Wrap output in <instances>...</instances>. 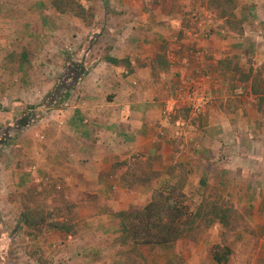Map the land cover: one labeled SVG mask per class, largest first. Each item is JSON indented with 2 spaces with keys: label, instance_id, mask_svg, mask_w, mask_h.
<instances>
[{
  "label": "crops",
  "instance_id": "crops-1",
  "mask_svg": "<svg viewBox=\"0 0 264 264\" xmlns=\"http://www.w3.org/2000/svg\"><path fill=\"white\" fill-rule=\"evenodd\" d=\"M150 1L105 0V23L87 26L52 0H0V128H13L0 144L14 147L0 153V264L7 226L21 241L15 264L123 263L117 213L172 189L181 165L191 186L264 207V73L230 70L229 43L192 24L196 8ZM242 1L264 15V0ZM192 84L207 95L198 113L184 100ZM55 192L71 222L27 229L28 202L48 209Z\"/></svg>",
  "mask_w": 264,
  "mask_h": 264
},
{
  "label": "rangeland",
  "instance_id": "rangeland-1",
  "mask_svg": "<svg viewBox=\"0 0 264 264\" xmlns=\"http://www.w3.org/2000/svg\"><path fill=\"white\" fill-rule=\"evenodd\" d=\"M78 2L88 8L86 11L87 19L94 21L97 26L106 20L97 14L99 10L101 12L106 10L105 4L100 6L97 5V1L94 4L92 0H78ZM170 4H172V0H170ZM175 5L182 11L187 6L196 8L197 12L192 17V24H198L200 28L206 26L214 28L210 30H212L211 33H213L215 40L223 44V47L227 46L226 42L229 43L231 50L226 59H230L228 67L235 74L248 77L254 75L257 78L264 73V62L260 63L261 59L259 57V53L264 52V33H260L262 37L257 36L255 38L253 36L255 32H260L261 28L264 29V15H261L254 8L253 1L177 0ZM194 18H196L195 21H193ZM97 42L100 47L103 46V41L98 40ZM253 44L254 46L258 45L257 51L254 47H251ZM224 52L226 53V49ZM239 64L240 66H238ZM30 108L33 109V106L27 109ZM38 112L37 115L40 116L41 112ZM23 114V123L29 120L33 122L31 114L35 115V113L25 110ZM2 128H0L1 135L8 134L13 129L5 127L4 130ZM1 152L14 153V147L12 144H0ZM186 169L187 167L183 165L179 167L180 179L174 186L170 187L172 188L171 199L174 197L179 198L193 211L203 199L226 203L234 209V216H232L234 219H231L230 225L223 227L215 223L208 228L188 231L170 247L140 245L133 248L130 245L128 255L130 261L125 258L121 264H127L128 262L136 264H217L212 259V253L216 246L221 250L224 246L231 249L227 264H264V207L257 209L252 204L248 205V202L253 201V195L251 194H248L247 199H245L247 201L238 202L236 201L237 194L227 195L216 187L210 189L209 187L199 188L197 185L191 186L192 182L188 179ZM187 180L189 181L188 187L185 186ZM185 187L186 192L183 191ZM168 191L164 192L167 193ZM37 195L36 193L34 196ZM52 195L54 197L51 206L54 211L49 218L53 217L54 224H59L61 228L65 227L71 222V219H66L67 221H64V223L60 219L64 217L65 220L66 214L70 215L71 206H69L63 194L55 192ZM26 196L30 197L29 194ZM38 205L41 208L45 207L43 206L44 202H40ZM51 206L48 204V210H51ZM25 208H32V206L28 202ZM6 232L9 236L4 241L6 251L3 257L9 260V263L5 264H15L13 260L21 256V252L18 251L21 241L13 238L12 226H7Z\"/></svg>",
  "mask_w": 264,
  "mask_h": 264
},
{
  "label": "trees",
  "instance_id": "trees-1",
  "mask_svg": "<svg viewBox=\"0 0 264 264\" xmlns=\"http://www.w3.org/2000/svg\"><path fill=\"white\" fill-rule=\"evenodd\" d=\"M158 1L160 0H151L153 3ZM102 2L104 4L105 0ZM52 4L59 13H68L82 20L87 26L94 23L91 19H87L88 8L78 0H52ZM105 59L111 63L116 62L109 57ZM60 82L58 86L67 90L68 87L62 81ZM171 191L172 189L167 193L164 191L155 192L146 206L130 208L117 213V217L121 221L120 228L124 244H130L133 248L140 245L170 247L188 231L208 228L215 223L228 227L231 219H234L232 217L234 209L226 203L203 199L193 211L179 198L171 199ZM53 211L54 208L48 210L44 207L25 209L22 213L23 223L27 229L37 230V222L46 217L49 218ZM53 227L61 228L59 224L54 223ZM230 254L229 247L224 246L221 250L216 246L212 253V259L217 264H227ZM128 255L129 251L126 253V260H128ZM127 264L136 263L128 262Z\"/></svg>",
  "mask_w": 264,
  "mask_h": 264
},
{
  "label": "built area",
  "instance_id": "built-area-1",
  "mask_svg": "<svg viewBox=\"0 0 264 264\" xmlns=\"http://www.w3.org/2000/svg\"><path fill=\"white\" fill-rule=\"evenodd\" d=\"M184 100L190 104L192 112L198 113L205 106L207 95L205 92L202 93L200 91L198 84H192L189 85L187 92H185Z\"/></svg>",
  "mask_w": 264,
  "mask_h": 264
}]
</instances>
